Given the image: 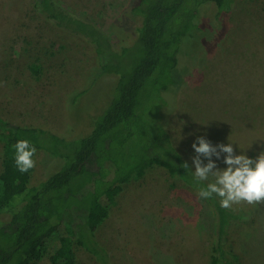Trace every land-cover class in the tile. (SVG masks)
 <instances>
[{
	"label": "rangeland",
	"instance_id": "rangeland-1",
	"mask_svg": "<svg viewBox=\"0 0 264 264\" xmlns=\"http://www.w3.org/2000/svg\"><path fill=\"white\" fill-rule=\"evenodd\" d=\"M58 1L102 26L115 48L122 43L111 23L130 0ZM33 2L0 0V116L60 137L84 135L110 102L115 77L98 74L92 47L42 18ZM214 9L204 14L209 28L182 40L172 72L176 87L167 91L161 113L165 133L191 165V145L201 136L214 146L233 143L236 155L255 159L264 152V0H236L215 20ZM159 82L169 85L166 76ZM159 112L151 110L152 126ZM224 155L212 157L221 170L227 167ZM34 159L36 166L27 172L32 184L63 164L45 149H36ZM1 161L0 141V174ZM232 207L248 218L232 226L225 248L238 264H264V204ZM213 238L205 199L157 167L122 183L108 217L95 229L111 264H209ZM75 252L78 264H99L82 247Z\"/></svg>",
	"mask_w": 264,
	"mask_h": 264
},
{
	"label": "trees",
	"instance_id": "trees-1",
	"mask_svg": "<svg viewBox=\"0 0 264 264\" xmlns=\"http://www.w3.org/2000/svg\"><path fill=\"white\" fill-rule=\"evenodd\" d=\"M235 3L130 0L111 23L122 42L115 48L99 24L58 0H34L42 18L92 47L98 74L115 79L110 102L93 117L84 135L60 137L0 116V214H9L0 219V264H78L76 246L99 264H111L105 247L95 239V229L108 217L122 183L157 167L196 191L207 186L206 181L197 185L193 180L195 169L171 143L161 113L169 101L167 91L176 87L172 72L182 40L209 28L204 14L210 7L214 5L215 20ZM162 76L169 85L160 84ZM155 108L160 116L152 126L150 113ZM21 139L47 150L63 164L44 179L29 183L27 173H20L14 163L13 145ZM184 162L188 170L180 167ZM205 201L214 219L209 264H238L224 245L232 226L247 219V212L222 208L216 196Z\"/></svg>",
	"mask_w": 264,
	"mask_h": 264
},
{
	"label": "clouds",
	"instance_id": "clouds-1",
	"mask_svg": "<svg viewBox=\"0 0 264 264\" xmlns=\"http://www.w3.org/2000/svg\"><path fill=\"white\" fill-rule=\"evenodd\" d=\"M233 143L213 145L204 137H197L191 147L195 155L191 158L195 171H191L197 185L214 178L206 187H198V198H220V206L225 209L234 204L246 202L250 205L264 204V152L255 159L244 154H234ZM14 163L20 173H27L36 166L35 146L27 139L18 140L14 145ZM223 156L224 169H218L212 157ZM243 153V150H242ZM203 157L207 160L204 163ZM180 167L189 169L187 162Z\"/></svg>",
	"mask_w": 264,
	"mask_h": 264
}]
</instances>
